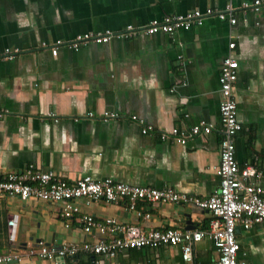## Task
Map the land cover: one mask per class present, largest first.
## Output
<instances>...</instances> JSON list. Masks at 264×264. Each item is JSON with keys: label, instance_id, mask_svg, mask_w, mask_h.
<instances>
[{"label": "crops", "instance_id": "crops-1", "mask_svg": "<svg viewBox=\"0 0 264 264\" xmlns=\"http://www.w3.org/2000/svg\"><path fill=\"white\" fill-rule=\"evenodd\" d=\"M228 1L0 0V50H21L12 59L0 58V172L32 165L68 181L90 174L206 197L219 183L214 171L221 136L217 77L230 55L238 61L235 92L242 123L234 138L235 158L240 167L253 164L262 170L264 186V10L241 7L252 0L232 1L234 24L210 15L189 30L140 33L76 51L60 47L56 56L41 46L88 30L140 27L170 13L222 9ZM104 111L118 117L104 121L99 118ZM200 119L213 123L211 132L190 136L184 144L167 132ZM141 125L152 129L142 133ZM161 132L167 133L165 139ZM76 204L96 219L111 217L146 231L205 229L210 219L208 210L182 201L139 202L137 207L150 213L147 219L123 203L78 199ZM61 206L0 197V254H22L20 261L0 264H184L178 246L127 249L113 258L83 252L55 259L27 256L26 250L40 243L60 246L99 236L84 233L76 215L66 226ZM8 211L15 214L10 237ZM235 236L238 257L264 264V222L238 226ZM193 254L200 262L217 257L207 237L195 243Z\"/></svg>", "mask_w": 264, "mask_h": 264}, {"label": "built area", "instance_id": "built-area-1", "mask_svg": "<svg viewBox=\"0 0 264 264\" xmlns=\"http://www.w3.org/2000/svg\"><path fill=\"white\" fill-rule=\"evenodd\" d=\"M232 1L229 0L222 9L206 8L201 11L196 8L186 13H170L161 18L151 19L140 27L129 24L116 32L110 29L88 30L76 33L69 39L58 38L50 43L44 41L41 46L48 49L52 56H56L60 47L76 51L89 43H106L114 38H132L140 33L147 35L172 34L177 31L189 30L194 26H199L204 17L210 15H215L221 21L234 24L236 18L233 15ZM241 7L260 12L264 10V0L242 1ZM233 47L234 42H229L228 48L232 49ZM20 52L18 47H5L0 50V58L12 59ZM237 68L238 61L227 55L221 62L217 77L221 136L219 157L214 171L219 183L206 197L188 195L170 186L154 187L133 184L110 177L94 178L90 174L82 175L74 181H68L59 173L43 171L32 165L20 170L0 172V197H18L20 199L32 197L46 202L60 203L62 205L60 217L65 220L66 226L69 225L73 215H76L84 233L96 231L99 235L93 240L84 239L80 243H64L60 246L40 243L37 247L28 248L27 256L55 259L75 256L83 252L113 258L127 249L178 246L184 264H247L244 257H238L239 243L235 236V229L238 226L248 229L252 223L264 222V186L260 183L262 170L253 164L240 167L235 158L234 138L236 133L242 129V123L237 113L235 92ZM86 115L91 117L93 112L88 111ZM117 117L118 113L114 111H104L99 114V118L104 121ZM130 118L143 122L136 115H131ZM212 128L213 123L200 119L188 128L172 127L167 132L172 136L173 141L184 144L190 136L210 133ZM151 129V125H141L140 128L142 133ZM160 137L165 139L167 133L161 132ZM78 199H83L86 204L98 200L108 203H123L138 217L144 219L149 218L150 213L137 207L139 202L182 201L208 210L210 219L208 227L205 229L168 227L146 231L137 224L120 223L111 217L96 219L92 214L82 211L77 206ZM14 223L15 214L8 211L6 224L9 237ZM204 237L212 241L217 251V257L208 262L195 260L193 254L195 243ZM21 259L22 254L18 251L0 254V263L20 261Z\"/></svg>", "mask_w": 264, "mask_h": 264}, {"label": "water", "instance_id": "water-1", "mask_svg": "<svg viewBox=\"0 0 264 264\" xmlns=\"http://www.w3.org/2000/svg\"><path fill=\"white\" fill-rule=\"evenodd\" d=\"M92 259H94V257H92Z\"/></svg>", "mask_w": 264, "mask_h": 264}]
</instances>
